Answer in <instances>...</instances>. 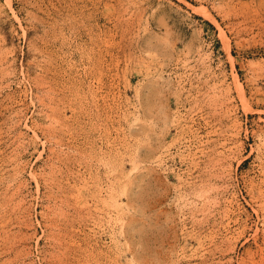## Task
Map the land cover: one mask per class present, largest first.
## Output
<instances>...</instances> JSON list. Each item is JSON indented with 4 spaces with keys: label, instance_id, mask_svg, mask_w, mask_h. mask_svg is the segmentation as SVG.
<instances>
[{
    "label": "rangeland",
    "instance_id": "374dc122",
    "mask_svg": "<svg viewBox=\"0 0 264 264\" xmlns=\"http://www.w3.org/2000/svg\"><path fill=\"white\" fill-rule=\"evenodd\" d=\"M0 264H264V0H0Z\"/></svg>",
    "mask_w": 264,
    "mask_h": 264
}]
</instances>
